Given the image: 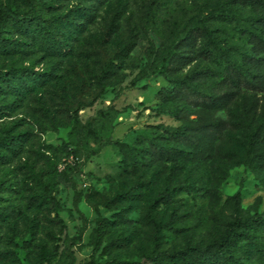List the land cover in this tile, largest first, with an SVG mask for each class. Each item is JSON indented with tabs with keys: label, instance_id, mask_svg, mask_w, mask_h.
Listing matches in <instances>:
<instances>
[{
	"label": "rangeland",
	"instance_id": "1",
	"mask_svg": "<svg viewBox=\"0 0 264 264\" xmlns=\"http://www.w3.org/2000/svg\"><path fill=\"white\" fill-rule=\"evenodd\" d=\"M212 1L60 0L58 13L80 6L88 14L77 21L84 28L69 56L50 57L32 42L25 53L0 54V69L32 66L54 75L23 99L0 93V104L12 109L0 119V137L8 131L19 139L16 153L2 150L0 163V264H88L99 218L110 222L95 262L157 264L154 254L173 255L187 244L204 248L236 218L264 215V170L250 167L244 148L250 126L264 121V91L221 81L194 34L169 65L164 59ZM1 4L26 10L22 0ZM242 7L244 17L264 16L262 4ZM211 26L223 44L232 40L227 23ZM4 32L28 42L13 27ZM194 91L233 95L212 106ZM214 120L227 125L207 158L195 142L166 133L195 134ZM151 138L167 150L150 145ZM180 145L195 153H179ZM48 190L55 205L46 200Z\"/></svg>",
	"mask_w": 264,
	"mask_h": 264
},
{
	"label": "trees",
	"instance_id": "2",
	"mask_svg": "<svg viewBox=\"0 0 264 264\" xmlns=\"http://www.w3.org/2000/svg\"><path fill=\"white\" fill-rule=\"evenodd\" d=\"M25 11L14 10L9 5H0V54L25 53V49L37 45L41 51L50 57H67L71 52L72 43L83 32L84 25L78 23L79 19L88 17L86 9L77 6L66 14L57 12L60 0H22ZM94 5H101L108 0H85ZM264 5V0H228L222 2L213 0L210 2L206 14L201 18L193 20L186 33L176 37L170 45V50L165 54L166 65H169L177 56V47L181 42L192 39V34L202 38L200 53L204 58L209 59L214 65V74L221 81H228L236 89H246L253 92L264 91V16L249 15L244 17L243 4ZM79 15L77 19H70V14ZM147 20L152 17V8L147 11ZM90 19V18H89ZM213 22L227 23L234 33L230 42L222 43L215 35L211 24ZM13 27L23 34L28 42H14L4 37V29ZM32 42V43H30ZM165 65V66H166ZM53 69L47 71L35 70L32 66H12L8 69H0V93L9 95L14 99H23L26 95L34 93L38 88L44 87L51 82ZM103 80L107 74L102 73ZM141 73L139 77H143ZM145 77V76H144ZM187 89H191L187 86ZM205 104L214 106L224 101V97L233 95V92L224 96L214 94H203L194 91ZM103 89L100 90V94ZM193 94V93H192ZM230 101L227 99L225 102ZM220 105V104H219ZM11 106L6 107L0 104V119L9 115ZM9 111V112H8ZM168 113H173L172 109ZM226 122L214 120L196 128V133L187 129L175 128L166 130V133L178 138L188 140L189 143H196L198 152L207 158L213 153L212 145L219 140L220 134L224 131ZM250 134L244 145L247 161L253 169L264 170V121L256 127L250 126ZM208 132L214 134V138H208ZM204 134V137L202 136ZM17 137V138H16ZM12 137L9 132L3 133L0 137V163L5 162L3 151L16 153L18 136ZM154 141L157 143H154ZM201 142V144H199ZM150 145L157 150H167L154 138L150 139ZM174 144L167 147L174 151ZM191 145H180L179 153L192 155ZM135 151V148L133 149ZM140 152V150H136ZM193 150V154H194ZM138 155V154H137ZM136 155V156H137ZM199 158V154H196ZM176 193H166L169 200ZM46 200L55 205V199L48 190ZM1 215V213H0ZM105 218H99L94 230V247L92 260L88 264H98L94 257L99 251L107 223ZM168 258V264H264V215H254L247 218H236L227 224L224 234L219 240L213 241L208 246L187 244L184 249L173 255L167 253L154 254L151 262L159 263ZM50 259V258H48ZM114 264H143L140 262L113 261ZM37 264H43V261Z\"/></svg>",
	"mask_w": 264,
	"mask_h": 264
}]
</instances>
